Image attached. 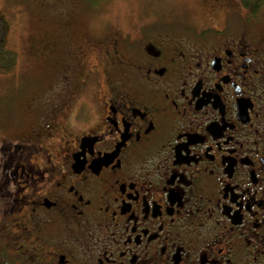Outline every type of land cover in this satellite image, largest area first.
Returning <instances> with one entry per match:
<instances>
[{"label": "flooded vegetation", "instance_id": "1", "mask_svg": "<svg viewBox=\"0 0 264 264\" xmlns=\"http://www.w3.org/2000/svg\"><path fill=\"white\" fill-rule=\"evenodd\" d=\"M105 1L41 0L59 32L35 59L40 121L18 134L28 109L0 116L17 132L0 264H264L261 10L90 27Z\"/></svg>", "mask_w": 264, "mask_h": 264}, {"label": "rangeland", "instance_id": "2", "mask_svg": "<svg viewBox=\"0 0 264 264\" xmlns=\"http://www.w3.org/2000/svg\"><path fill=\"white\" fill-rule=\"evenodd\" d=\"M234 1L239 4V0H106L95 9L89 8L86 19L90 27L118 22L120 26L131 27L146 18L152 22L171 19L191 23L201 30L209 25L215 26L213 24L222 26L227 14L233 10L238 16L241 15L242 12L233 7ZM247 10L252 12L251 8ZM259 16H264V8ZM0 17L7 24L5 50L17 55L16 63L11 67L0 65V116L4 117V110L14 106L20 111L28 109L23 115L26 119L15 127L20 129V134L27 131L28 126L34 128L33 125L40 121L42 113H36V108L33 110L34 119L30 113V106L33 108L34 103L39 106L43 91L41 86L32 95L36 81L44 75L42 63L35 59L41 58L47 43H53L58 36V12L50 14V11L41 7V0H0ZM10 122L11 119H6L0 126L10 127ZM4 134H7L5 138L11 139L17 132H0V143Z\"/></svg>", "mask_w": 264, "mask_h": 264}, {"label": "trees", "instance_id": "3", "mask_svg": "<svg viewBox=\"0 0 264 264\" xmlns=\"http://www.w3.org/2000/svg\"><path fill=\"white\" fill-rule=\"evenodd\" d=\"M99 2L101 0H95ZM243 6L251 8L253 13L258 12L264 7V0H241ZM7 24L4 18L0 17V65L1 66H12L16 63L17 55L12 51H6L4 47V38L7 32ZM2 112V110H0Z\"/></svg>", "mask_w": 264, "mask_h": 264}]
</instances>
